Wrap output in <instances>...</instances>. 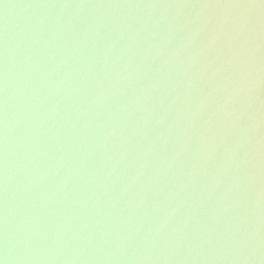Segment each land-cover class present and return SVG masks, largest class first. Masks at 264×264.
<instances>
[{
    "label": "water",
    "instance_id": "95a60500",
    "mask_svg": "<svg viewBox=\"0 0 264 264\" xmlns=\"http://www.w3.org/2000/svg\"><path fill=\"white\" fill-rule=\"evenodd\" d=\"M0 264H264V0H0Z\"/></svg>",
    "mask_w": 264,
    "mask_h": 264
}]
</instances>
